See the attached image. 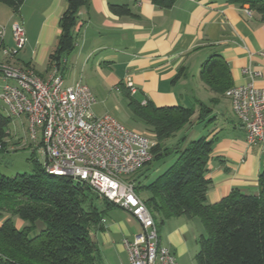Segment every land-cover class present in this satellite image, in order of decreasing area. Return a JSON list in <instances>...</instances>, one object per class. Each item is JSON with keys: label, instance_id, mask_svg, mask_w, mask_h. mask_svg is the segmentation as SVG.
<instances>
[{"label": "crops", "instance_id": "obj_1", "mask_svg": "<svg viewBox=\"0 0 264 264\" xmlns=\"http://www.w3.org/2000/svg\"><path fill=\"white\" fill-rule=\"evenodd\" d=\"M111 4L128 5L130 14L113 13ZM65 7V0H23L14 11L0 0V27L4 29L0 53L13 46L12 24L22 22L25 44L10 63L31 66L46 77ZM244 8L228 0H176L168 8L158 7L150 0H86L74 26L75 45L63 58L61 74L65 84L81 81L90 88L96 98L92 106L96 117L111 115L118 119L123 102L128 106V80L136 88L131 96L141 103L194 105V119L198 112L196 102L211 106L212 111L205 118L209 120L204 125L205 133L200 134L216 136L206 173L212 181L206 195L209 203L230 194H256L258 176L264 170V149L247 143L229 99L222 96L211 102L217 96L198 75L196 91L187 84L190 64L199 61L200 69L208 56L219 54L229 68L233 86L250 80L244 72L249 68L260 73L253 82L264 88V22L254 13L247 15ZM4 58L3 55L1 60ZM181 67L184 73L173 81ZM133 118L145 124L134 114ZM190 131L192 135L196 133L195 129ZM163 170L149 164L135 174V184L147 185ZM144 192L149 194L141 190L139 196L143 199L140 194ZM113 207L122 210L124 216L117 218ZM139 230L133 217L112 204L106 206L100 223L92 225L90 233L102 255L108 257L121 250L125 261L120 264H126L127 254L121 241L132 239ZM169 242L172 252L173 242Z\"/></svg>", "mask_w": 264, "mask_h": 264}, {"label": "trees", "instance_id": "obj_2", "mask_svg": "<svg viewBox=\"0 0 264 264\" xmlns=\"http://www.w3.org/2000/svg\"><path fill=\"white\" fill-rule=\"evenodd\" d=\"M1 1L14 11L23 2ZM150 1L168 8L176 0ZM228 1L247 6L264 22V0ZM65 2L58 22L60 34L47 65V70L55 66L61 73L63 58L75 45L74 26L86 0ZM110 10L118 15L130 14L126 4H111ZM183 73L181 67L173 81ZM198 76L217 96L211 102L225 96V91L233 86L229 68L219 54L203 61ZM126 89L128 107L150 127L154 141L153 159L145 166L161 157L173 156V161L149 184H135L134 176L140 169L130 179L138 195L141 190L149 192L142 199L156 224L181 216L201 220L205 232L196 239L195 264H264V170L258 176L256 194H230L209 203L206 195L212 181L206 173L216 136L201 135L195 139L189 136L195 106L141 103ZM211 111V106L198 101L195 120L204 121ZM10 122L9 116L0 114V152L6 149ZM170 138L174 142L167 144ZM29 159L34 164L29 173L9 177L0 171V237L12 250L2 255L4 251L0 248V264H102L100 250L90 233L91 226L100 223L104 211L92 202L91 195L98 197V194L71 176L49 173L33 156ZM104 201L106 206L112 205ZM15 217L28 225L17 226ZM37 224L41 225L39 229Z\"/></svg>", "mask_w": 264, "mask_h": 264}, {"label": "built area", "instance_id": "obj_3", "mask_svg": "<svg viewBox=\"0 0 264 264\" xmlns=\"http://www.w3.org/2000/svg\"><path fill=\"white\" fill-rule=\"evenodd\" d=\"M247 15L251 10L244 8ZM0 27V38L3 36ZM22 22L12 24L13 46L3 48L0 60V100L9 116H26L29 135L35 141L40 131L38 151L49 173L67 175L87 184L100 198L131 214L140 226L132 239L123 238L126 264H179L173 253L160 243L157 224L130 180L152 161V137L126 127L111 115L96 117V98L81 81L65 84L57 67L46 75L31 66L18 67L11 59L25 44ZM249 81L225 91L231 109L245 131L249 144L264 149V88L256 86L257 71H244ZM130 94L136 88L127 81ZM123 264V263H122Z\"/></svg>", "mask_w": 264, "mask_h": 264}, {"label": "rangeland", "instance_id": "obj_4", "mask_svg": "<svg viewBox=\"0 0 264 264\" xmlns=\"http://www.w3.org/2000/svg\"><path fill=\"white\" fill-rule=\"evenodd\" d=\"M3 58V54L0 53V60ZM199 61L193 65L190 64L187 74V84L189 87H194V90H197L196 82L198 81L197 75L199 72ZM2 84V77L0 74V85ZM191 92V91H190ZM190 100H193V97L190 96ZM197 106H198V102ZM195 104V103H194ZM98 107V106H97ZM0 114L4 116H9V111L7 107L0 100ZM11 122L9 124L10 136L8 137L6 149H3L0 152V171L9 177L14 176L16 173L21 172H31L34 166L33 162L29 159L30 156H33L37 163L42 167L44 165V159L40 152L38 151V146L40 145V131L37 132L38 138L33 141L29 135V123L26 116L22 115L20 117L9 116ZM118 120L123 123L126 127L133 129L135 131L145 133L148 137H152L151 129L148 125L143 124L142 122L135 120L133 118L132 111L127 106L126 102H123V105L120 109V114ZM191 129H195L196 133L192 135V131H189V136L191 138H198L200 134L205 133V123L204 121H196L193 117ZM209 124V123H208ZM190 127V126H189ZM181 133V132H179ZM174 142V138H170L166 141L167 144ZM173 161V156H165L154 161V164L159 165L161 168H166L169 163ZM144 197L147 196V193L140 194ZM92 202L99 209H106V202L103 198L95 195H91ZM117 218L124 216L122 210L113 207ZM126 212V211H125ZM127 213V212H126ZM129 214V213H128ZM133 217L131 214H129ZM134 219V218H133ZM135 220V219H134ZM136 221V220H135ZM14 222L17 226L28 225V222H23L17 217L14 218ZM41 225L37 224V229ZM184 226H186L184 228ZM157 230L160 237V241L163 246H171L169 240L173 242L172 252L179 264H195V254L198 250V244L196 239L198 235L204 233V226L201 220L198 217H195L191 220H187L184 217H173L165 219L164 222L157 223ZM117 242L120 239H115ZM0 248L2 249V255H8L12 250L9 248L8 243L0 237ZM100 248V247H99ZM6 253V254H5ZM101 253V252H100ZM102 264H120V262L125 261V253L121 250H115L108 257L102 255Z\"/></svg>", "mask_w": 264, "mask_h": 264}]
</instances>
